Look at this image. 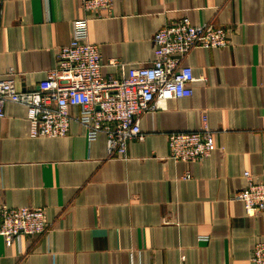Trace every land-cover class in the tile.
<instances>
[{"label":"crops","instance_id":"obj_1","mask_svg":"<svg viewBox=\"0 0 264 264\" xmlns=\"http://www.w3.org/2000/svg\"><path fill=\"white\" fill-rule=\"evenodd\" d=\"M83 17L80 0H0V78L11 68L19 90L37 89ZM182 18L229 29L231 43L189 53L185 63L205 79L191 97L143 114L145 138L129 142L127 158L108 157L106 135L89 140L77 121L65 136H32L27 108L6 105L0 204L47 206L52 225L10 246L0 236V264H251L264 215H246L233 197L245 171H263L264 0H114L92 16L89 39L101 47L103 75L118 76L149 64L154 33ZM204 113L213 155L170 159L168 135L197 130Z\"/></svg>","mask_w":264,"mask_h":264},{"label":"built area","instance_id":"obj_2","mask_svg":"<svg viewBox=\"0 0 264 264\" xmlns=\"http://www.w3.org/2000/svg\"><path fill=\"white\" fill-rule=\"evenodd\" d=\"M113 4L114 0H80L85 17L73 21L70 42L60 47L57 65L37 89L19 90L10 68V77L0 78V117L5 116L8 103L24 105L35 137L65 136L71 122L77 121L86 129L89 140L100 133L106 135L108 157L127 158L129 142L145 138L143 114L169 99L191 97L193 83L205 79L197 77L185 63L189 53L195 48H224L231 43L229 29L212 23L195 25L187 18L175 19L154 33L155 52L149 64L129 65L120 75L106 77L102 73L106 61L101 47L89 39V21L93 15L111 11ZM215 134L204 113L197 130L168 135L170 159L191 163L211 157L216 150ZM190 177L186 171L184 178ZM244 177L245 187L233 198L243 203L246 215H264V153L263 171L253 174L247 170ZM48 209L1 203L0 236L6 245L24 235L49 232L52 224ZM254 247L250 263L264 264V237Z\"/></svg>","mask_w":264,"mask_h":264}]
</instances>
